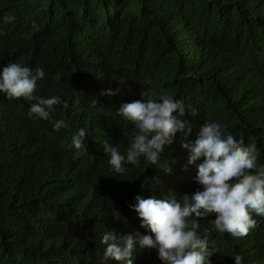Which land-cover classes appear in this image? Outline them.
Segmentation results:
<instances>
[{"label":"trees","instance_id":"obj_1","mask_svg":"<svg viewBox=\"0 0 264 264\" xmlns=\"http://www.w3.org/2000/svg\"><path fill=\"white\" fill-rule=\"evenodd\" d=\"M10 63L43 69L34 95L61 103L46 121L0 93V264H117L100 241L144 233L136 196L179 200L199 187L182 142L205 122L255 145L264 166V0H0V70ZM143 91L182 101L192 131L177 132L158 165L141 157L118 174L103 144L126 154L131 125L116 113ZM252 216L244 237L219 233L214 216L198 221L211 264L237 254L264 264V218ZM132 260L162 264L155 249Z\"/></svg>","mask_w":264,"mask_h":264},{"label":"clouds","instance_id":"obj_2","mask_svg":"<svg viewBox=\"0 0 264 264\" xmlns=\"http://www.w3.org/2000/svg\"><path fill=\"white\" fill-rule=\"evenodd\" d=\"M44 75L41 68L10 63L0 70V93L10 101L23 98L32 102L28 116L47 121L61 98L34 95L37 81ZM154 95L143 91L142 99L122 104L116 113L131 128L126 154H121L118 144H103L105 154L110 156L107 163L115 173H124L126 163L138 165L141 157L149 166L158 165L164 146L173 142L177 132L184 133L185 139L191 133L188 122L178 118L186 111L183 102L163 94L154 99ZM66 126L61 120L53 128L58 131ZM86 134L85 128L78 129L70 147L84 148ZM182 147L189 151L188 164L197 167L194 179L199 187L179 200L175 193L163 198L136 196L137 202L129 207L137 213L139 226L145 231L120 236L111 231L103 233L100 242L105 246V259L133 264L137 249L147 248L157 251L162 264H211L210 258L216 253L208 238L198 234L199 220L214 216L211 222L219 233L244 237L257 226L253 213L264 218V166L257 163L255 145H246L243 137L224 135L219 123L205 122L195 141L182 142ZM234 264H243L241 255L234 257Z\"/></svg>","mask_w":264,"mask_h":264}]
</instances>
